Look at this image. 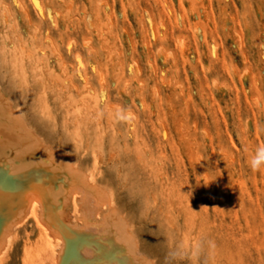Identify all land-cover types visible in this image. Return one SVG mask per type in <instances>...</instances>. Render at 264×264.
Returning a JSON list of instances; mask_svg holds the SVG:
<instances>
[{
    "label": "rangeland",
    "instance_id": "374dc122",
    "mask_svg": "<svg viewBox=\"0 0 264 264\" xmlns=\"http://www.w3.org/2000/svg\"><path fill=\"white\" fill-rule=\"evenodd\" d=\"M17 1L0 0V87L49 144L110 185L146 253L157 264H264V165L249 167L264 147V0ZM159 178L207 202L209 220L224 216L227 256L215 237H185ZM210 191L225 212L213 213Z\"/></svg>",
    "mask_w": 264,
    "mask_h": 264
},
{
    "label": "bare ground",
    "instance_id": "6f19581e",
    "mask_svg": "<svg viewBox=\"0 0 264 264\" xmlns=\"http://www.w3.org/2000/svg\"><path fill=\"white\" fill-rule=\"evenodd\" d=\"M1 87L0 264H157L145 251L142 230L136 231L131 219L114 202L110 185L95 178L94 167L81 165L77 152L70 155L49 144ZM43 173L49 179L47 183L45 178L41 182L33 179L35 174L37 177ZM160 188L164 202L180 203L185 237L196 231L207 244H213L215 237L227 256V249L233 243L229 241L224 216L218 222L209 220L203 205L207 202L200 199L197 205L192 204L191 197L182 193L175 183L167 187L160 180ZM221 195L209 192L214 214L225 212L227 207V200ZM71 201L77 205L75 220L66 217ZM26 224L33 225V238L25 232Z\"/></svg>",
    "mask_w": 264,
    "mask_h": 264
},
{
    "label": "clouds",
    "instance_id": "9594fccd",
    "mask_svg": "<svg viewBox=\"0 0 264 264\" xmlns=\"http://www.w3.org/2000/svg\"><path fill=\"white\" fill-rule=\"evenodd\" d=\"M264 165V147L258 149L249 161V167L257 170Z\"/></svg>",
    "mask_w": 264,
    "mask_h": 264
}]
</instances>
